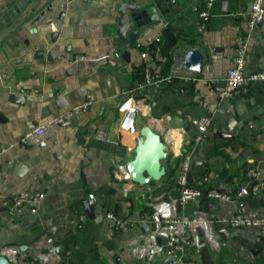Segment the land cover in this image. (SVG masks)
<instances>
[{
    "label": "crops",
    "instance_id": "0c3cea01",
    "mask_svg": "<svg viewBox=\"0 0 264 264\" xmlns=\"http://www.w3.org/2000/svg\"><path fill=\"white\" fill-rule=\"evenodd\" d=\"M176 1L178 7L161 6L165 21L145 26L116 68L119 8L129 0H0V72L10 77L0 84V143L7 146L46 125L44 148L31 143L0 154V255L12 258L11 264H171L165 261L161 221L176 217L187 221L177 228L188 240L181 261L264 264V231L228 224L236 215L264 220V190L243 198L242 206L235 197L249 183L247 168L264 177V85L251 84L230 100L217 96L241 39L244 72L264 73V19L249 29L254 0H227L226 14L217 0L199 33L196 10L205 0ZM261 4L264 9V0ZM191 48L204 56L199 75L183 64ZM105 54L106 61L74 62L77 56ZM145 69L162 76L176 69L178 75L174 85L155 91L141 88ZM87 95L90 105L73 114L69 126L49 125ZM125 95L138 109L134 134L120 127ZM226 112L235 122L229 135ZM205 115L212 119L207 138L193 147L190 120ZM145 125L160 135L167 157L163 179L139 186L113 172L133 159ZM170 139L180 140L181 153L191 156L189 186L216 189L231 200L181 202L176 180L182 156ZM26 193L44 195L36 213L26 205L8 214L2 201ZM89 194L95 201L88 215ZM107 212L126 218L130 228L110 234Z\"/></svg>",
    "mask_w": 264,
    "mask_h": 264
},
{
    "label": "built area",
    "instance_id": "2783aa9c",
    "mask_svg": "<svg viewBox=\"0 0 264 264\" xmlns=\"http://www.w3.org/2000/svg\"><path fill=\"white\" fill-rule=\"evenodd\" d=\"M217 0H205L202 6L196 10L197 22H196V31L201 33L205 28L206 24L210 17V11L215 5ZM264 19V9L261 4V0H254L251 7V13L247 18V25L249 29L255 28L259 25ZM52 27V24H49ZM245 55H246V46L243 39H241L236 48L235 54L232 58V66L227 70L224 78V88L220 90L217 94L218 98L221 100L224 99H233L236 96L247 92L248 87L251 84H261L264 85V73H249L244 72L245 68ZM141 57L146 58V53L142 52ZM109 55H95V56H77L74 58V62H86V61H106L108 60ZM183 61V59H181ZM178 64V63H177ZM176 66V64H174ZM174 66V68H175ZM178 71L175 69L172 70L167 76H162L159 74H153L149 69L144 70V83L141 86H148L153 88L155 91L161 90L163 87H169L174 85L175 80L177 79ZM10 80V77L6 73L0 72V84L7 83ZM91 103V96L87 95L83 103L80 106L74 108L72 111L53 118L49 123L51 126H60L67 127L70 125L71 118L73 114L86 109ZM119 111L125 113L124 118L121 122V129L127 130L130 133H136L135 127V115L138 113L137 106H132L129 99L126 100L119 108ZM212 119L210 116L205 115L200 118L191 119L190 126L193 127L195 135L191 141V146L195 147L202 144L207 138V132L211 125ZM46 125L37 126L28 132H26L17 142H11L7 146H2L0 143V154L3 153L6 149H11L15 147L25 148L31 143L37 144L39 147L44 148L46 146L45 141L43 140V135L45 133ZM184 132V129L181 128ZM182 137V133H180ZM171 141V139H170ZM173 143V141H171ZM172 146H176V150H179V155L182 156L180 170L177 174L176 184L181 190L180 200L183 203H188L200 198H206L209 200H231L228 194L219 192L216 189L202 190L200 188L190 187L187 181V175L189 174L191 156L187 153L182 154L180 149L182 146L181 141L173 143ZM114 176L121 181H130L128 175L126 164L121 163L116 166L114 170ZM246 177L249 180V183L245 186H241L235 193V197L238 201V205L242 206V199L248 196H256L262 190H264V177L261 172L255 168L249 167L246 169ZM44 199L42 193H26L15 198H7L2 201L3 208L10 215H16L21 212V209L29 205L31 213H36V206ZM95 201L93 194L88 196V204L92 205ZM106 219L108 221V232L110 234L125 232L127 231L131 224L126 218H122L114 214L113 212L106 213ZM187 221L182 218H171L161 221V228L166 231V244L163 248L165 255L177 258L179 264H192L190 262L181 261L180 254L183 252L185 246L188 245L187 237L184 232L182 234H177V228L179 225L186 226ZM228 224L232 228H242V227H258L264 231V220L259 219H246L240 215L232 218L228 221ZM155 251L151 250L149 252L148 259H152ZM11 256L14 258V253L12 252ZM12 259V258H11ZM10 259V263H11Z\"/></svg>",
    "mask_w": 264,
    "mask_h": 264
},
{
    "label": "water",
    "instance_id": "95a60500",
    "mask_svg": "<svg viewBox=\"0 0 264 264\" xmlns=\"http://www.w3.org/2000/svg\"><path fill=\"white\" fill-rule=\"evenodd\" d=\"M222 13L227 12V0H219ZM169 3L173 7H178L176 0H129L119 8L120 21L118 23V38L120 40V47L116 51L118 57L119 67L122 61L125 60L123 57L129 53L128 47L135 46L138 40L139 33L145 26H151L159 20L165 21L164 13L161 6ZM151 5V6H148ZM170 11V7L164 10L165 13ZM203 54L196 48L187 49L184 55V67L194 75L201 73L203 65ZM132 86L128 88V91H132ZM16 102L22 101L23 98L17 95L11 96ZM125 95L121 101L127 99ZM120 101V102H121ZM117 104V107L120 105ZM225 129L226 135L232 131L235 122L229 113H225ZM177 123L176 118L172 121V127ZM182 124H180L181 126ZM166 145L163 143L160 135L156 133L151 126L145 125L138 131L137 146L135 148V154L131 161L126 165V169L131 181L139 186H145L151 182H159L165 176V168L162 162L166 159ZM194 176L191 174L187 175V181L190 183ZM178 210L181 205L179 202ZM85 213L91 214V207L86 202ZM165 261H171V264H176L178 259L173 258L169 255L166 256ZM0 264H11L8 258L4 255H0Z\"/></svg>",
    "mask_w": 264,
    "mask_h": 264
}]
</instances>
